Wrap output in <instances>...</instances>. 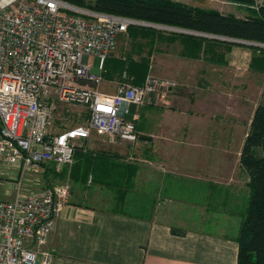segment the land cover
Returning a JSON list of instances; mask_svg holds the SVG:
<instances>
[{"label": "crops", "instance_id": "1", "mask_svg": "<svg viewBox=\"0 0 264 264\" xmlns=\"http://www.w3.org/2000/svg\"><path fill=\"white\" fill-rule=\"evenodd\" d=\"M206 9L249 16L235 14L225 6ZM175 45L181 55L182 46ZM156 50L160 52V48ZM155 56L153 53L152 57ZM251 56L252 51L246 46L234 45L226 54L225 66L238 78L239 74L251 72ZM165 62L166 70L161 67ZM223 67L203 57L181 55L173 59L170 55L168 59H158L155 70L178 79L181 86L170 90L168 99L159 101L165 107L134 103L129 107L134 105L131 119L135 120L140 136L150 137H140L137 142L146 147L158 138L160 143H154L160 164L151 167V174L141 163L124 161L116 154L98 150H90L89 154L76 152L72 178L84 181L83 184L92 178L98 193H91L86 187L72 188L69 203L48 241L52 252L50 264H238V229L230 230L235 234L228 230L223 233L202 216L203 221L201 218L195 223L187 222L174 206L186 201L202 203L196 201H209L211 197L224 206L223 211L230 217L239 219L234 208L249 195L248 188L236 193L235 188L220 185L223 182L218 179L225 165L232 166L229 157L233 156L249 180L240 158L252 119L245 124L231 120L234 117L227 119L232 114L223 116V94L218 93L224 85ZM210 69L215 71V78L203 80ZM121 80L104 78L102 90L115 92ZM233 88L237 85L232 84ZM161 110L162 119L156 115ZM105 141L112 147L111 152L118 151L115 148L121 141ZM134 166L137 171L130 178L128 171ZM102 188L106 189V198L98 196Z\"/></svg>", "mask_w": 264, "mask_h": 264}, {"label": "built area", "instance_id": "2", "mask_svg": "<svg viewBox=\"0 0 264 264\" xmlns=\"http://www.w3.org/2000/svg\"><path fill=\"white\" fill-rule=\"evenodd\" d=\"M247 6L259 11L264 0ZM141 24L65 0H0V169L17 175L13 198L0 199V264H50L52 258L48 241L71 185L26 191L28 175L45 164L72 165L78 149L90 150L86 142L94 134L112 143L139 141L135 120L126 118L130 104L142 106L177 85L150 72L142 85L122 79L113 93L100 89L119 37ZM95 58L100 73L93 71ZM73 104L86 109L84 122L52 130L58 107Z\"/></svg>", "mask_w": 264, "mask_h": 264}, {"label": "trees", "instance_id": "3", "mask_svg": "<svg viewBox=\"0 0 264 264\" xmlns=\"http://www.w3.org/2000/svg\"><path fill=\"white\" fill-rule=\"evenodd\" d=\"M65 1L100 12L131 17L142 22L264 44V6L253 16L243 18L231 13H222L216 9H206L174 0ZM227 1L244 4L252 2V0ZM126 34L133 40L134 47L127 55L116 56L113 53L107 58L105 71L102 72L104 78L117 77L128 80L127 82L131 84L142 85L146 76L152 72V55L157 40L180 44L182 56L203 57L211 63L223 65L227 64L226 54L232 46H246L252 51L250 69L264 74V47L261 46L193 33L176 31L166 33L142 24L131 25ZM140 39L146 42L142 43ZM146 46L149 49L144 54L143 50ZM124 73L126 77H122ZM85 153L89 154L90 150ZM240 162L249 177V195L242 203L236 205L233 211L238 213L240 219L238 233L235 236L239 244L238 264H264V104L262 103L257 106L251 119ZM136 166L129 169L130 178L137 171ZM73 168L74 165L72 171ZM173 231L178 232L175 229Z\"/></svg>", "mask_w": 264, "mask_h": 264}, {"label": "rangeland", "instance_id": "4", "mask_svg": "<svg viewBox=\"0 0 264 264\" xmlns=\"http://www.w3.org/2000/svg\"><path fill=\"white\" fill-rule=\"evenodd\" d=\"M174 1H182L184 3L194 6L196 5L202 8H208L210 6L222 8L225 6L226 8L232 10L235 14L243 15V16L249 15L248 17L253 16L256 12V10L250 8L249 6H247V4L234 3L227 0H174ZM143 25L160 29L162 31H165L166 33L173 31L170 29H162L160 27H157L155 26L154 23L151 22H144ZM176 32L183 33V31H176ZM184 33H190V32L185 31ZM221 40H225V39H221ZM139 41L142 43L146 42V40H142V39H140ZM175 44L176 43H168L166 41L157 40L154 51V54H156L157 56L152 57V63H154L152 73L158 77L168 78L172 81H176L177 85L174 87V89H178L181 86V83L178 79L168 77L164 71L158 72L155 70V64L156 62H158L159 58L168 59L170 55L173 59H177L178 57H181V55L179 54L180 49ZM133 47H134V42L130 38V36H128L126 33L122 34L118 39L117 48L114 54H116V56L127 55V53H129ZM156 48L157 49L160 48V52L157 51ZM148 49L149 47L147 46L144 48L143 50L144 54L147 53ZM98 64H99V59L95 58L93 71L96 73L99 72ZM167 66L168 63L166 62L163 65H161L162 69L164 70H166ZM222 70H223L222 81L224 82V85H223V89L218 90V93L219 95L220 93L223 94L222 97L224 102L223 116L225 117L227 114H232V116H230L227 119L230 120L232 117H234V119L231 120H235V121L239 120L247 124L249 119L253 117L257 106L260 103L264 104V74H259L249 69L251 72L239 74L242 76L237 75L238 78L237 77L235 78L234 77L235 75H233V72L230 68H227L224 65ZM160 73L163 74L161 75ZM214 75H215V71H211L210 69V73H206V77H204L203 80L204 79L206 80V78L209 80L211 78L214 79L215 78ZM197 77H202V76H197ZM248 81H250V83H248ZM232 84L237 85V88L232 89ZM100 89L102 90V85L100 86ZM163 94L165 95L164 96L165 98L162 97ZM169 94H170L169 91L163 92L159 90L154 95L153 100L148 101L147 103L144 104V106L149 104L158 105L160 104L159 101L163 102L164 99H168ZM160 105L163 104L161 103ZM164 105L163 107H165ZM67 109H69L68 112ZM134 109H135L134 105H132V107L129 109V112L126 114V118L131 119L133 117ZM85 112L86 109L82 105H74V104L70 106L60 105L58 109L55 111V115L52 123L53 125L52 130L60 131L65 128H70L82 124L84 122V118H85L84 116L86 115ZM163 113L164 112H162L161 110L158 111L156 115L160 119H162L164 117ZM229 122L232 123L231 121ZM157 139L158 138H156L153 144H147L146 147L145 144H141L139 142L131 143L127 141H121L118 142L119 146L115 148L118 151L111 152L113 151L112 147L107 144L104 136L100 134H94L89 141L90 143L86 142V145L89 147L90 150H96V151L98 150L99 153L103 152L105 154L112 153L114 155L115 154L119 155V158L123 159L124 161H131V162L137 161L142 164V167L148 169L147 170L148 173L151 174L152 173L151 167H156L154 166L155 164H160V159H159L160 155L157 153L158 149L156 148V146H154V143L157 145L160 144L158 143ZM147 149H151V151H148ZM153 149H155V151ZM78 151L82 152V154L85 153L80 149ZM229 158H230L229 160H232L233 164L231 167L225 165V168L219 171L220 176L218 177V179L223 182L220 183V185H223L224 187L235 188L234 191H236V193L239 190H246L248 188L249 180H247L246 175L242 174L243 170L239 169L240 167H237L236 163L238 162L236 161V159L233 156H230ZM75 161L72 165L60 166V167L54 165L53 163L43 165L42 167H40V171L32 172L28 175L27 181H25V190L38 191L58 184L68 183L71 185V190L73 187L74 190L83 189V187H86L87 190L90 189L91 193L96 192L97 195L98 190L96 186H92L93 182L90 181V179L92 178H90L89 179L90 182L87 181L86 184H83L84 181H81L80 179L74 180L72 178L71 170L73 165L75 164ZM1 170L3 169H0V199H12L14 196V184L17 181V175L15 171H13L12 169H8L7 173H3V171ZM105 191L106 189L104 188L99 190L98 196L106 198L107 192ZM219 195H221V193ZM222 196L224 197V193H222ZM208 199L210 200L196 201L202 203H194V202L190 203L188 201L184 203L177 202L174 203V206L177 209V211H179L178 213L179 216L182 215L187 222L195 223V221H199L202 217H204L206 218L207 221L212 222L214 229H217L219 231L222 230L221 232L223 233H225L226 230L230 231V230L239 229L240 219L234 216L230 217L228 212L223 211L224 206H221L217 201V199L212 200L211 197H209ZM97 204H98V199H97ZM202 204H204V206H201ZM98 205L102 206L101 204ZM200 221H203V218ZM232 232L233 231H230L228 233L235 234Z\"/></svg>", "mask_w": 264, "mask_h": 264}, {"label": "water", "instance_id": "5", "mask_svg": "<svg viewBox=\"0 0 264 264\" xmlns=\"http://www.w3.org/2000/svg\"><path fill=\"white\" fill-rule=\"evenodd\" d=\"M190 33H195V31H189ZM200 35L202 36H207V37H214V38H219V39H225V40H231V41H236V42H241V43H248L250 45H256V46H261L264 47L263 43H259V42H254V41H246V40H240V39H234V38H228V37H223V36H216V35H212V34H206V33H200ZM141 139H149L150 137L147 135H141L140 136Z\"/></svg>", "mask_w": 264, "mask_h": 264}]
</instances>
